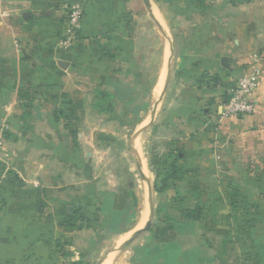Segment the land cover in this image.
<instances>
[{
  "label": "crops",
  "instance_id": "0c3cea01",
  "mask_svg": "<svg viewBox=\"0 0 264 264\" xmlns=\"http://www.w3.org/2000/svg\"><path fill=\"white\" fill-rule=\"evenodd\" d=\"M77 2L84 8L81 29L77 41L64 49L61 43L69 28L65 8ZM242 3L149 0L147 11L142 0H0L1 98L18 97L21 90L36 92L38 98L87 97L92 89L79 85L84 80L81 70L90 61L93 41L107 40L127 52L128 69L142 67L151 95L152 91L161 93L160 112L152 116L153 125L143 130L165 133V155L177 154L178 167L190 164L191 171H199L201 179L205 177L216 186L215 198L208 199L182 180L169 190L154 192L159 200L166 198L163 205L154 202L148 187L149 206H143L137 217L123 216L119 211L109 214L114 198L105 197L104 191L101 215L111 220L117 234L143 229L150 210L152 218L157 207L162 212L178 213L174 204L195 200L201 207L206 203L223 210L227 225L224 240H235V255L247 251L256 256L263 249L264 168L257 167L263 156L254 149L239 153L241 148L258 145L254 135L248 134L259 127L258 109L253 116L221 119L230 91L227 98H220L208 78L217 75L225 80V71L246 59L250 62L251 55L260 51L264 79V0ZM190 35L194 42L187 45L185 39ZM171 51V73L164 89ZM195 51L204 55H196ZM149 69L153 72L148 73ZM232 78H228L230 90L234 86ZM257 95L263 103V82ZM77 108V112L86 109L83 105ZM58 109L46 105L32 108L30 120L16 125L23 133L29 130V135L21 132L10 139L0 137V264H25V257L39 255L46 256L47 264L55 259L56 220L63 207L56 205L55 196L60 193L65 201L66 192H71L70 185L66 186L56 174L60 160L55 138L58 119L53 110ZM12 110L10 107L6 117ZM6 117L0 122V135L8 128ZM64 140L66 150L69 144ZM61 161L65 163V158ZM138 169L141 173L140 161ZM153 175L154 182L161 186L162 181ZM140 176L143 178V172ZM39 206L46 212L39 213ZM182 225L186 223L177 224Z\"/></svg>",
  "mask_w": 264,
  "mask_h": 264
},
{
  "label": "rangeland",
  "instance_id": "374dc122",
  "mask_svg": "<svg viewBox=\"0 0 264 264\" xmlns=\"http://www.w3.org/2000/svg\"><path fill=\"white\" fill-rule=\"evenodd\" d=\"M236 1L243 4L247 0ZM192 37L190 35L185 39L187 45L194 42ZM77 39L76 32L75 41ZM79 40L83 39L79 37ZM115 45L108 44L107 40L93 41V52L88 57L90 61L81 70L84 80L79 82V85L92 89L87 92V97L38 98V93L24 90L19 92L18 97H0V122L7 116L10 107L13 108L6 117L8 128L0 135L2 139L21 134L18 125L30 120L32 108L43 105L59 107L57 112L53 110L58 119L55 126L56 156L60 162L65 158V163H57L56 174L57 178L65 180L66 186L70 185L71 192H66L65 201L60 193L55 196L56 205L63 207L57 214L55 259L50 264H104L107 261L109 264H255V259L244 258L243 251L235 255V240L230 243L224 240L227 226H224L222 217L224 212L215 210V205L206 206L205 203L201 207L195 200L186 199L178 205L174 204L178 213L162 212L157 207L153 211V224L148 232L126 247L121 244L132 232L117 234L118 231L110 224L111 220L101 215L104 191L105 197L113 195L114 198L109 214L119 211L123 216L132 214L137 217L143 206H149L148 187L154 202L163 205L167 201L164 197L159 200L154 193L161 186L154 182L153 175L159 168L158 160L165 155V133L143 130L153 125L152 118L160 112L161 93L152 91L151 95L142 67L136 65L134 71L132 67L128 69L127 52ZM242 53L249 55L248 51ZM195 54L204 55L201 51H195ZM258 54L262 57L260 51ZM227 61L230 63V60ZM247 62L246 59L243 63H235L233 69L225 71V80L217 78V75L206 76L211 79V87L217 89L220 98L229 95L231 84L228 78L233 77L232 83L235 84L239 77L250 74L251 59ZM147 71L153 72L152 69ZM262 74L260 68L255 87L249 94L254 113L258 109L259 127L249 130L248 134L254 135L258 145H249L239 152L245 154L254 149L262 155L263 160L258 168H264V102L258 100L257 95L262 82L264 90ZM80 105L86 107L85 111H76ZM28 131L22 133L29 135ZM64 137L69 144H66V150L63 147ZM63 151H66L65 154ZM136 155L139 157L143 178L134 160ZM245 169L250 170V167L245 166ZM40 203L45 204L41 200ZM42 208L39 213L46 212L45 207ZM189 214L197 216L193 218L198 221L184 219V215ZM178 223H186V226H177ZM169 226H173L172 231ZM237 228L240 229V226ZM161 231L166 233L161 234ZM237 232L241 233L239 230ZM262 245L263 249H259L256 255L257 264H264ZM24 262L47 264V258L40 255L25 257Z\"/></svg>",
  "mask_w": 264,
  "mask_h": 264
},
{
  "label": "built area",
  "instance_id": "2783aa9c",
  "mask_svg": "<svg viewBox=\"0 0 264 264\" xmlns=\"http://www.w3.org/2000/svg\"><path fill=\"white\" fill-rule=\"evenodd\" d=\"M66 20L69 28L68 34L62 40L61 45L64 49L70 48L75 41V33L81 29L83 19V8L78 4H73L65 8ZM262 57L258 53L251 56L250 74L248 76L239 77L230 90V99L225 104L224 110L221 113V119H226L231 116L241 115L249 116L254 113V106L249 101V94L255 87V82L260 73ZM1 210V203H0Z\"/></svg>",
  "mask_w": 264,
  "mask_h": 264
},
{
  "label": "trees",
  "instance_id": "16d2710c",
  "mask_svg": "<svg viewBox=\"0 0 264 264\" xmlns=\"http://www.w3.org/2000/svg\"><path fill=\"white\" fill-rule=\"evenodd\" d=\"M76 4L83 7V3L77 2ZM185 153H190V152H185ZM178 161H179V157L177 154H174L173 156L172 155L171 156L164 155V157H162L161 159L158 160L160 165H159V168L157 170H155L154 174H155V177L157 178V181L158 180L162 181V185L159 189V192L169 190V189L173 188L178 182H181L182 180H186L192 186V190L199 192L197 194H200L203 197H206L208 199L215 198L216 186L214 185V183L211 181H208V179H206L205 177L203 179H201L200 172L197 170L191 171L190 164H187L185 166V168L178 167L177 166ZM186 175H190V176H188L187 179H185ZM198 188H199V191H198ZM193 217H197V216H191L190 214L184 215V219H187L189 221L190 220L195 221V219H196L198 221L197 218H193ZM199 219H200V217H199ZM169 229H170V231H172L173 226H171V227L169 226ZM160 233L164 234L166 232L161 231ZM253 256H255V255L251 254V252L248 253L246 251L244 258H246L247 260L248 259H252V260L255 259L254 263L257 264L258 258L256 256L255 257H253Z\"/></svg>",
  "mask_w": 264,
  "mask_h": 264
},
{
  "label": "water",
  "instance_id": "95a60500",
  "mask_svg": "<svg viewBox=\"0 0 264 264\" xmlns=\"http://www.w3.org/2000/svg\"><path fill=\"white\" fill-rule=\"evenodd\" d=\"M142 3L145 7V9L148 11L149 10V0H142ZM226 61L224 59L221 60V64L226 67ZM171 63H172V53L169 56L168 62H167V69H166V74H165V85H164V89L166 88V85L169 81V77H170V73H171ZM64 65V66H63ZM61 65V68L64 69L65 68V64ZM139 158L136 156L134 160H136V163L139 167ZM141 174V173H140ZM151 218H152V211L150 210V214H149V219L145 225V227L139 231H136L135 233H133L124 243L121 244L122 247H126L128 245H130L134 239H137L139 237V235H141L142 233H146L149 230V227L151 225Z\"/></svg>",
  "mask_w": 264,
  "mask_h": 264
},
{
  "label": "bare ground",
  "instance_id": "6f19581e",
  "mask_svg": "<svg viewBox=\"0 0 264 264\" xmlns=\"http://www.w3.org/2000/svg\"><path fill=\"white\" fill-rule=\"evenodd\" d=\"M145 215H146V213H144V214H143V218H142V221H144ZM144 223H145V222H144Z\"/></svg>",
  "mask_w": 264,
  "mask_h": 264
}]
</instances>
